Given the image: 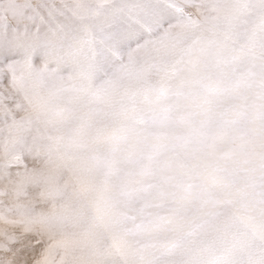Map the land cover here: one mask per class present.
<instances>
[{
    "label": "snow or ice",
    "instance_id": "1",
    "mask_svg": "<svg viewBox=\"0 0 264 264\" xmlns=\"http://www.w3.org/2000/svg\"><path fill=\"white\" fill-rule=\"evenodd\" d=\"M0 264H264V0H0Z\"/></svg>",
    "mask_w": 264,
    "mask_h": 264
}]
</instances>
